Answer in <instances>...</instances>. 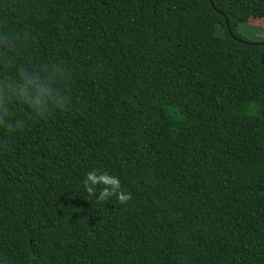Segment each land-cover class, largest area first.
<instances>
[{
	"label": "trees",
	"instance_id": "1",
	"mask_svg": "<svg viewBox=\"0 0 264 264\" xmlns=\"http://www.w3.org/2000/svg\"><path fill=\"white\" fill-rule=\"evenodd\" d=\"M264 0H0V264H264ZM50 80L40 114L9 100ZM130 199H98L85 174Z\"/></svg>",
	"mask_w": 264,
	"mask_h": 264
},
{
	"label": "clouds",
	"instance_id": "2",
	"mask_svg": "<svg viewBox=\"0 0 264 264\" xmlns=\"http://www.w3.org/2000/svg\"><path fill=\"white\" fill-rule=\"evenodd\" d=\"M9 100L31 110L35 114L46 111L53 101V90L50 80L39 72H22L20 76L8 85ZM83 183L89 192H92L97 184L104 187L100 190L98 199H106L113 194L120 203L127 202L129 194L121 190L119 180L93 169L85 174Z\"/></svg>",
	"mask_w": 264,
	"mask_h": 264
},
{
	"label": "rangeland",
	"instance_id": "3",
	"mask_svg": "<svg viewBox=\"0 0 264 264\" xmlns=\"http://www.w3.org/2000/svg\"><path fill=\"white\" fill-rule=\"evenodd\" d=\"M255 14L256 15L253 14V16L248 19L247 25L250 27H255L260 31H264V14L262 11L259 12V10ZM254 35L256 39L264 37V34L261 33H254Z\"/></svg>",
	"mask_w": 264,
	"mask_h": 264
},
{
	"label": "water",
	"instance_id": "4",
	"mask_svg": "<svg viewBox=\"0 0 264 264\" xmlns=\"http://www.w3.org/2000/svg\"><path fill=\"white\" fill-rule=\"evenodd\" d=\"M259 44H261L264 47V41L260 42ZM263 54H264V49H263V52H262V55H261V60L263 58Z\"/></svg>",
	"mask_w": 264,
	"mask_h": 264
}]
</instances>
